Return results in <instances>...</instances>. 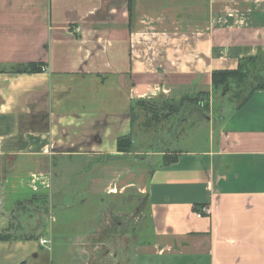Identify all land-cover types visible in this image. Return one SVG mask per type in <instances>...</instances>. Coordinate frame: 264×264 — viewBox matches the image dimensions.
<instances>
[{
    "label": "crops",
    "instance_id": "0c3cea01",
    "mask_svg": "<svg viewBox=\"0 0 264 264\" xmlns=\"http://www.w3.org/2000/svg\"><path fill=\"white\" fill-rule=\"evenodd\" d=\"M261 54L264 0H0V232L30 202L55 205V161L75 160L82 200L147 199L133 264H264V91L168 167L99 163L135 101L212 94L214 71ZM28 237L0 242V264H53Z\"/></svg>",
    "mask_w": 264,
    "mask_h": 264
},
{
    "label": "rangeland",
    "instance_id": "374dc122",
    "mask_svg": "<svg viewBox=\"0 0 264 264\" xmlns=\"http://www.w3.org/2000/svg\"><path fill=\"white\" fill-rule=\"evenodd\" d=\"M241 91L242 89L232 87L229 93H225L226 96L221 101L225 103L221 105L222 114L217 111L214 102H211L209 112L203 111L199 116L195 114L194 108L185 109L179 116L177 130L167 133L166 128L160 136L161 142L155 143L152 149L149 147L153 142L151 136L142 133L144 132L140 126L143 123L142 116L137 127L140 134L135 151L143 154L149 152L142 158L147 157L148 162L157 166L161 158L154 156L165 151L173 155L172 151H177L181 142L190 150L201 147L210 134L207 123L218 125L223 115L239 103L238 99L231 102L230 99ZM219 93L221 92H218V95ZM170 153L167 155L172 156ZM55 162L59 165L54 181L57 185L65 186L60 193L61 196L57 198V207L53 205L52 198L39 199L31 206L27 205L22 210L17 209L11 224V234L17 238L29 235L45 237L50 241L53 264H133L135 247L143 244L147 238L132 231L144 213L143 210L139 217L136 214L138 197L129 195L125 198L124 212L115 209L118 203L117 196H99L98 200L93 198L82 200L86 177L83 172L87 166L79 169L75 160L63 161L64 166L62 161ZM77 188L80 191H77ZM60 203L67 205L63 206ZM145 223L147 226L148 223ZM41 250L44 252V248L41 247Z\"/></svg>",
    "mask_w": 264,
    "mask_h": 264
},
{
    "label": "trees",
    "instance_id": "16d2710c",
    "mask_svg": "<svg viewBox=\"0 0 264 264\" xmlns=\"http://www.w3.org/2000/svg\"><path fill=\"white\" fill-rule=\"evenodd\" d=\"M40 67V64L32 63L24 71L38 73L41 71ZM17 72L20 73L21 71ZM212 84V94L198 93L192 96L185 95L178 100L158 98L150 100L141 99L135 101L130 111L132 126L131 134L118 139V155L102 156L99 158V163L109 164L124 161L130 167L148 166L153 171L168 167L175 163L177 158L173 155L169 156L166 153V155L162 157L161 162L158 163L159 165L157 164L156 166L148 162L147 157L142 158L144 154L149 152H145L143 154L141 152L135 151V147L138 144L137 140L139 139L138 135L140 134V131L137 130V127L141 122L139 121L141 120V117L143 116V123L140 125L143 127L144 132L142 133L151 136L153 142L149 145V147L152 149V146L155 143L158 144L161 142L160 136L166 128L167 133H172L174 130H177V126L180 122L179 116L183 114L185 109L194 108L196 110L195 114L199 116L201 115V112L203 113V111L209 112L211 102H214L216 104L217 111H220L222 114L223 112L221 111V105L225 103H221V101L226 96L225 93H229L232 87H235V89H242L240 93H235V95L231 97L230 102L233 101V99L239 100V103H237L232 109L236 110L241 108L249 101L254 93L258 91H264V54L258 55L257 57L240 60L235 69L214 71L212 76ZM218 92L221 93L218 95ZM225 114L223 115V118L225 117ZM131 191L132 190H128L126 195L120 201L118 200L115 208L116 211L124 212L126 203L125 198L129 196ZM141 198L135 207L137 215H141L147 205V199ZM31 204L32 202H30L28 205ZM125 215H127V213ZM132 231L133 233H138L137 228L132 229ZM29 238L32 237L19 239L11 234V229L0 232V242H11L16 240L27 241L30 240Z\"/></svg>",
    "mask_w": 264,
    "mask_h": 264
},
{
    "label": "built area",
    "instance_id": "2783aa9c",
    "mask_svg": "<svg viewBox=\"0 0 264 264\" xmlns=\"http://www.w3.org/2000/svg\"><path fill=\"white\" fill-rule=\"evenodd\" d=\"M198 217H202V214H198ZM49 241L48 240H44V239H42L41 240V245H43V246H47V245H49Z\"/></svg>",
    "mask_w": 264,
    "mask_h": 264
}]
</instances>
